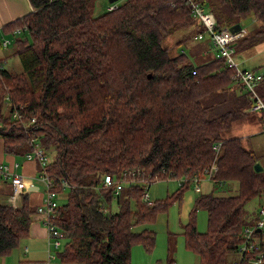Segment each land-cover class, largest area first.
Wrapping results in <instances>:
<instances>
[{
	"label": "trees",
	"instance_id": "16d2710c",
	"mask_svg": "<svg viewBox=\"0 0 264 264\" xmlns=\"http://www.w3.org/2000/svg\"><path fill=\"white\" fill-rule=\"evenodd\" d=\"M97 1L29 0L33 10L3 27L23 71L5 68L0 59V146L21 157L34 138L50 151L53 161L38 165L65 199L55 222L68 234L60 260L132 264L135 245L147 252L156 245L155 231L137 228L181 203L190 184L197 178L201 185L215 165L211 180L226 194L201 188L183 230L185 247L199 264H226L234 253V264H264V227L253 232L257 249L240 253L244 230L259 220L249 205L264 196V170H255L259 156L242 137L226 136L254 105L251 93L212 45L194 48L212 51L197 63L179 50L205 31L186 0H118L95 15ZM203 2L217 29L256 21L234 43L237 60L264 44V0ZM183 29L190 32L165 45ZM256 88L264 100V74ZM15 110L25 119H13ZM105 176L114 184L104 187ZM159 179H178L180 187L150 205L144 192ZM63 180L72 185L68 192ZM119 182L124 185L116 194ZM201 209L207 212L204 232L197 225ZM36 211L26 194L18 207L0 202V259L29 237Z\"/></svg>",
	"mask_w": 264,
	"mask_h": 264
},
{
	"label": "rangeland",
	"instance_id": "374dc122",
	"mask_svg": "<svg viewBox=\"0 0 264 264\" xmlns=\"http://www.w3.org/2000/svg\"><path fill=\"white\" fill-rule=\"evenodd\" d=\"M122 0H119L121 2ZM110 5L109 0H98L95 8V15L102 14ZM242 25L244 29H247L248 32L256 27V21L251 17L242 21ZM190 32V30L183 29L179 31L177 34L167 38L165 40V45L169 46L174 44L182 33L186 34ZM12 38V37H11ZM5 39V36L0 34V57L5 58L4 65L7 69L13 72H22L23 65L19 56L17 55V45L12 41V43L7 47L3 48L1 46V42ZM201 43L199 40H192L188 42V44L183 45L179 48V50H184L187 54H189L194 62H199L197 51L194 50L198 45L199 46H207L206 43L208 39L202 40ZM207 47L205 50H207ZM211 49V48H210ZM256 51L251 54L246 52L242 55H238V61H240L241 66L247 69H255L258 70V73L264 74V44L256 47ZM202 51V49H201ZM212 54V51H209ZM247 56V57H246ZM261 62V64H260ZM251 99H253L250 96ZM254 100V99H253ZM254 103V102H253ZM263 117L261 112H256L248 109V113L242 117H238L234 120L231 127L227 130V137H242L243 142L247 148L253 149L257 155L259 156V162L261 166L264 168V123L259 120V117ZM1 143V141H0ZM3 151L0 146V154ZM19 163H23L25 156H18ZM7 163V162H4ZM20 173H22V168L19 169ZM18 171V172H19ZM39 177V176H38ZM212 180L206 177L204 182L200 185L203 192L209 193L212 190L215 191L216 194H226L224 192V186L222 188L218 186H214L211 182ZM0 182H3L0 180ZM37 183L41 185V191L44 194L45 187L44 185L36 180ZM3 185L0 184V186ZM149 189L147 190L152 201L160 200L168 196L169 194L174 193L180 187V181L178 179H159L156 181H152L147 184ZM69 188H67L68 192ZM201 194L196 191V183L190 184V187L187 188L184 192L183 200L181 203L175 202L170 207L167 213L160 214L156 223L152 225H142L138 227V230L149 228L156 232V245L151 252H147L142 245H135L132 249V264H168V259L173 258L175 260V264H199V258L196 254L187 250L185 247V239L183 235V230L186 223L189 221V214L194 209V203L196 198ZM262 200V201H258ZM58 203L64 204L65 199L57 197ZM261 205H264V199H254L251 201L249 207L254 208L256 211L260 208ZM113 210H117L116 205H113ZM197 225L198 230L200 232H204L207 230L208 221H207V212L205 210H199L197 212ZM29 248V252H31L28 257L25 256L24 251L25 248ZM47 239L42 241H35L34 243L29 240V238L25 239L21 245L12 251V253L8 256H5L0 259V264H19L21 258H26L24 260H47ZM32 248H37L36 252H33ZM64 243L62 247L58 249H53V252L56 254V259H52L50 264H81V263H64L60 260L59 254L64 251ZM238 253L231 254L227 257L226 264H234L236 260H238ZM23 260V261H24ZM32 262V261H31Z\"/></svg>",
	"mask_w": 264,
	"mask_h": 264
},
{
	"label": "built area",
	"instance_id": "2783aa9c",
	"mask_svg": "<svg viewBox=\"0 0 264 264\" xmlns=\"http://www.w3.org/2000/svg\"><path fill=\"white\" fill-rule=\"evenodd\" d=\"M190 5L193 14L196 16V19L205 27V31L199 33L196 36V39L203 40L206 36H208L213 51H215V55L219 59H224L227 66L234 71V78H236L239 82L244 85V88L251 93L252 98L254 99V105L250 108V110L261 112L264 118V100L259 95L257 90V85L263 79V74L258 73L252 69H246L241 66L240 61H238L235 57L236 49L234 47V43L241 37H244L248 30L243 28L241 24V28L238 31H232L231 27L223 26L217 29V19L215 14L212 11L207 9V6L204 4L203 0H186ZM118 4L111 5L110 9L117 8ZM16 33H21L20 30L16 29ZM12 42V39L6 38L2 45L3 47H8ZM13 119L24 120L25 115L20 113L18 110H15V113L12 115ZM36 119H32L31 123H34ZM28 124L24 125L26 131L28 130ZM33 147L30 152L26 154L27 159H35L41 167L44 169L47 165H49L53 158L50 155L49 151L45 149L36 139L32 138ZM19 164L15 163L14 167L18 168ZM217 171V166H212L207 171V176L209 179L214 177ZM140 171H137L138 173ZM135 175V172L132 173ZM39 176V177H38ZM37 180L40 181L45 187V194L43 201L40 205L37 206L36 215L39 216L41 222L47 229V260L39 262H27V264H50L52 259H56V254L53 252V249H58L62 247L63 243H65L68 234L66 231L58 228L56 225V219L58 217V208L60 204L57 201L58 194L54 190V184L51 181V178L45 171H41L38 174ZM0 179L1 180H11L13 187V194L6 198V203L12 207H16L20 204L21 199L24 194L29 193L31 189L35 186V179L25 176L22 173H18L14 171L13 166H9L5 163H0ZM113 178L110 176H105L103 181L104 187H109L114 184ZM63 187L72 188V185L68 184L65 180L61 181ZM196 183V191L200 192L201 187L198 182V179H195ZM124 182H119L116 186V194L119 193ZM149 186H147L144 192V199L148 201L150 205H154V201L150 199L148 190ZM101 211L106 213L107 206L102 205L100 207ZM259 220L256 223L255 227H247L244 230L243 235V245L240 248V253L249 252L251 250L257 249L258 239L253 237L254 229H261L264 227V205H261L258 209ZM29 248H25V252H28Z\"/></svg>",
	"mask_w": 264,
	"mask_h": 264
},
{
	"label": "crops",
	"instance_id": "0c3cea01",
	"mask_svg": "<svg viewBox=\"0 0 264 264\" xmlns=\"http://www.w3.org/2000/svg\"><path fill=\"white\" fill-rule=\"evenodd\" d=\"M32 10H33V7L30 4L29 0H0V34H2V36H5V33H3L4 25L16 20L17 18H20V17L28 14ZM207 45H210V47H211L210 42H207ZM252 53H250L249 57L251 56ZM197 54L199 55V61H200V59H202L203 57H208L210 53H204V51L203 52L198 51ZM0 59H3V58L0 57ZM260 64H261V62H260ZM5 68H7V67L5 66ZM257 72H258V70H257ZM259 120L264 123V120L262 119L261 116L259 117ZM49 153H50V151H49ZM50 155H51V153H50ZM24 156L26 157V154ZM19 161H20L19 157H16V156L12 157L3 151L0 154V163L7 162L5 164H7L9 166L12 165L14 168V171H16V172H18L19 169L22 168V171H21L22 174H24L27 177L35 179V186L31 189V191L29 193H26V195H28L30 197L31 203L33 205L38 206L42 203L43 198H44V194H45V192L43 194L41 191V185L36 182V180H37L36 178H37L38 174L41 173V171H39V165H38L39 163H37V161H35V159H25L23 163H21V162L19 163ZM15 163L19 164L18 168L14 167ZM18 173H20V171ZM1 181H3V182H0V184L3 183V185L0 186V202L6 203V201H5L6 198L13 194V187H12L11 180H1ZM224 190H225V188H224ZM260 199H264V196L260 197ZM259 201H262V200H259ZM21 204H22V199H21L20 204H18L16 207L20 206ZM46 237H47V229L45 228V226L41 222L39 216L33 215L32 222L30 225V233H29V237H28L29 240H31L32 243H34L35 241H38V240L39 241L43 240V242H44L46 240ZM32 249H33V252L37 251V248H35V249L32 248ZM24 253H25L24 255L27 256L26 258L29 259L28 255L31 252H29V251L25 252L24 251ZM26 258H21L19 261V264H27V262H29V261L36 262V261H33L36 259L24 260ZM37 261L42 262L44 260H37ZM7 264H8V262H7Z\"/></svg>",
	"mask_w": 264,
	"mask_h": 264
},
{
	"label": "water",
	"instance_id": "95a60500",
	"mask_svg": "<svg viewBox=\"0 0 264 264\" xmlns=\"http://www.w3.org/2000/svg\"><path fill=\"white\" fill-rule=\"evenodd\" d=\"M109 1H110V3H114V2H116L118 0H109ZM240 28H241V24H236V25H234V26L231 27V30L232 31H238V30H240ZM255 170L257 172H262L264 170V168L261 166L260 163H256L255 164Z\"/></svg>",
	"mask_w": 264,
	"mask_h": 264
}]
</instances>
